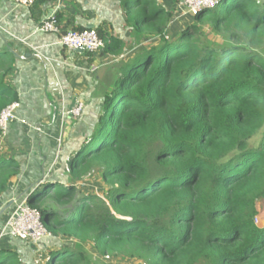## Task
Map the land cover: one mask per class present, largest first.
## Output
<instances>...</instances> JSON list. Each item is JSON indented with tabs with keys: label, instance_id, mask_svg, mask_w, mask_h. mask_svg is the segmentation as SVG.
Here are the masks:
<instances>
[{
	"label": "trees",
	"instance_id": "16d2710c",
	"mask_svg": "<svg viewBox=\"0 0 264 264\" xmlns=\"http://www.w3.org/2000/svg\"><path fill=\"white\" fill-rule=\"evenodd\" d=\"M120 5L129 42L94 29L105 55L128 52L106 68L98 116L64 178L25 197L42 251L55 243L44 264H92L88 243L137 264H264V0H223L176 36L158 0ZM204 23L222 43L202 39ZM16 101L0 76V113ZM19 167L0 159L3 204ZM88 177L102 197L78 190ZM0 264L22 260L0 248Z\"/></svg>",
	"mask_w": 264,
	"mask_h": 264
},
{
	"label": "crops",
	"instance_id": "0c3cea01",
	"mask_svg": "<svg viewBox=\"0 0 264 264\" xmlns=\"http://www.w3.org/2000/svg\"><path fill=\"white\" fill-rule=\"evenodd\" d=\"M52 12L62 31L101 26L111 36L127 42L131 39L120 0H43L31 7L15 0H0V76L16 94L18 103L16 120L0 139V159H14L20 164L17 181L3 197L7 204L37 184L40 187L64 178L69 157L86 128L96 120L103 102L105 70L113 57L104 52L85 56V52L61 46L57 35L38 32ZM91 67L96 69L92 71ZM80 102L84 104L83 116L78 121L68 119L64 144L57 156L59 114L62 108ZM31 126L41 127L43 133L36 134ZM25 197L24 193L20 200ZM9 239L25 247L24 242ZM53 242L46 251H42L43 241L38 244L42 260L55 248Z\"/></svg>",
	"mask_w": 264,
	"mask_h": 264
},
{
	"label": "built area",
	"instance_id": "2783aa9c",
	"mask_svg": "<svg viewBox=\"0 0 264 264\" xmlns=\"http://www.w3.org/2000/svg\"><path fill=\"white\" fill-rule=\"evenodd\" d=\"M17 4L23 6H33L39 0H15ZM223 0H181L178 5L180 15L191 13L195 15L201 10H211L216 8ZM40 33H51L58 36V43L70 51L81 49L89 55H99L104 52L105 44L98 36L94 29H85L82 31L67 30L62 31L56 22V14L52 12L45 21L37 28ZM96 68L91 67L94 71ZM18 103H13L0 113V139L4 138L9 125L16 120L15 111ZM84 111V104L78 103L76 106L64 109L59 114V125L57 136L55 138L58 147L57 156L64 141L65 129L68 119H78ZM22 124H26L22 122ZM36 134H42V128L39 126H31ZM7 233L12 238L20 241L30 242L32 244L40 243L48 236L44 228L40 213L27 205L26 198L14 204V208L4 223L2 234ZM108 258V257H106Z\"/></svg>",
	"mask_w": 264,
	"mask_h": 264
},
{
	"label": "rangeland",
	"instance_id": "374dc122",
	"mask_svg": "<svg viewBox=\"0 0 264 264\" xmlns=\"http://www.w3.org/2000/svg\"><path fill=\"white\" fill-rule=\"evenodd\" d=\"M158 1L166 9L173 12L172 13L173 16L171 18V21L169 24V29H168V33H170L169 35L176 36L179 34V32L185 26L192 25L195 23L194 15H192L191 13H189L187 15H180L179 14L180 12L178 11L177 8H178V5H179L181 0H158ZM119 32L121 34L123 33V32H121V30H119ZM202 34H203V38H202L203 40H206L208 42H213L215 44L222 43V36L217 35L216 33L212 32L210 27L208 26V24L204 23V25L202 26ZM126 37H127V35H126ZM261 50H262L261 52L264 53V46L261 48ZM127 55H128V52L126 51L117 60L114 58H111V62L108 63L109 64L108 66L116 65L119 60H121L123 58L125 59V57H127ZM105 73H106V70H105ZM80 140L82 141L83 138H81ZM81 141H79V142L81 143ZM63 144H64V142L62 143L61 146H63ZM77 187H78V190L82 193L83 192H91V193H94L95 195H97L98 197H102V194L105 191L104 186L101 184V182L96 177L85 178L80 184L77 185ZM2 205H3V203L1 204V202H0V210H1V208H3V207H1ZM10 209H12V208H10V207L7 208L0 215V248H3L4 250H8V251L17 252L21 257L22 264H44L46 258L44 257V260H42L43 259V256H41L42 253L37 250L39 243L38 244H32L30 242L21 241V242H24L25 247L22 246L23 244L18 246V244L16 242H13L11 239H9V238H12L10 235H8L7 233L2 234L3 223L8 216ZM60 214L61 213H59V215ZM61 217H63V216H61ZM255 223L258 226H263L264 225V215H258L255 218ZM61 243H70V242L67 240H64ZM31 245H33L35 248V251H33V252L30 249ZM83 248H84V251H85L87 258L89 259V261L92 264H137L134 261L125 260L122 258H104V257L99 258L89 243L83 244Z\"/></svg>",
	"mask_w": 264,
	"mask_h": 264
},
{
	"label": "water",
	"instance_id": "95a60500",
	"mask_svg": "<svg viewBox=\"0 0 264 264\" xmlns=\"http://www.w3.org/2000/svg\"><path fill=\"white\" fill-rule=\"evenodd\" d=\"M89 29H91V27H90ZM75 52H77V53H82V50L79 48V49L75 50ZM37 186H38V184L35 185L34 187L30 188V190L24 192L25 194H27L26 196L28 197V196L31 194V192H33V191L36 189ZM24 193L20 194V196H18L17 198H15V199H13V200H10V201L8 202L6 208H4V209H2V210L0 211V215L4 212V210H6L7 208L13 206L16 202H18V201L24 196ZM27 197H26V198H27Z\"/></svg>",
	"mask_w": 264,
	"mask_h": 264
},
{
	"label": "clouds",
	"instance_id": "9594fccd",
	"mask_svg": "<svg viewBox=\"0 0 264 264\" xmlns=\"http://www.w3.org/2000/svg\"><path fill=\"white\" fill-rule=\"evenodd\" d=\"M37 187H39V185H38ZM37 187H36V188H37Z\"/></svg>",
	"mask_w": 264,
	"mask_h": 264
}]
</instances>
